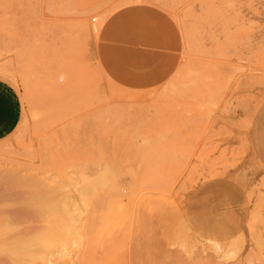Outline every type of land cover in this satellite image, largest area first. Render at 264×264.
<instances>
[{"label": "rangeland", "instance_id": "374dc122", "mask_svg": "<svg viewBox=\"0 0 264 264\" xmlns=\"http://www.w3.org/2000/svg\"><path fill=\"white\" fill-rule=\"evenodd\" d=\"M0 242L264 264V0H0Z\"/></svg>", "mask_w": 264, "mask_h": 264}, {"label": "bare ground", "instance_id": "6f19581e", "mask_svg": "<svg viewBox=\"0 0 264 264\" xmlns=\"http://www.w3.org/2000/svg\"><path fill=\"white\" fill-rule=\"evenodd\" d=\"M113 194V193H112ZM96 205V204H95ZM1 243V242H0ZM33 244V243H32ZM16 251V250H15Z\"/></svg>", "mask_w": 264, "mask_h": 264}]
</instances>
